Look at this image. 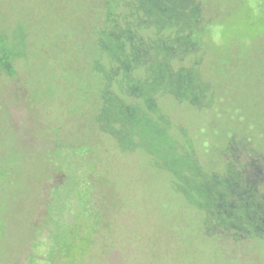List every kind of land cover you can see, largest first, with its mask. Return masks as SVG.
<instances>
[{
  "label": "rangeland",
  "instance_id": "rangeland-1",
  "mask_svg": "<svg viewBox=\"0 0 264 264\" xmlns=\"http://www.w3.org/2000/svg\"><path fill=\"white\" fill-rule=\"evenodd\" d=\"M227 137L264 154V0H0V264L262 262L216 237Z\"/></svg>",
  "mask_w": 264,
  "mask_h": 264
},
{
  "label": "trees",
  "instance_id": "trees-1",
  "mask_svg": "<svg viewBox=\"0 0 264 264\" xmlns=\"http://www.w3.org/2000/svg\"><path fill=\"white\" fill-rule=\"evenodd\" d=\"M107 32L105 29L103 34L107 36ZM89 43L94 48L98 45L94 40ZM200 47L205 46H193L194 49L203 51ZM184 55L187 56L185 53ZM95 72L98 73L96 62L92 57H88V67L86 71L84 70L86 75L85 78L83 77L85 82L91 86H104L110 83L106 74L99 76ZM208 95L209 91L206 92L205 89L199 92V99L203 101L204 108H209ZM233 143V137H227L225 146L216 150V156L210 155V166L205 169L206 174L203 173V176L211 181L208 195L218 199L215 210L216 229L224 238H221V235L216 237L219 243H227L229 240L234 245H239V254L243 257V249L247 245L251 247L264 246V203L262 202L264 201V154L249 153L250 155L247 156L246 147L242 150L235 149ZM55 148H62L59 141L55 143ZM239 153L242 154V158L238 155ZM233 154L239 156L240 159L237 160L235 157L236 160H232ZM207 156L209 157V155ZM255 168H258L256 171L259 170L261 173L255 175ZM250 173L258 178L253 179L254 177L252 178ZM221 188L222 190L218 191ZM88 189L87 194L90 197L88 206L98 205V202L94 201L95 193H90V188L88 187ZM252 255L251 251L249 257L254 258L253 264H264V258L260 259L262 262L259 263Z\"/></svg>",
  "mask_w": 264,
  "mask_h": 264
}]
</instances>
